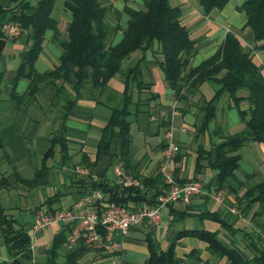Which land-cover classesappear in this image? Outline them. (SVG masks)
I'll return each mask as SVG.
<instances>
[{
  "label": "crops",
  "instance_id": "crops-1",
  "mask_svg": "<svg viewBox=\"0 0 264 264\" xmlns=\"http://www.w3.org/2000/svg\"><path fill=\"white\" fill-rule=\"evenodd\" d=\"M36 1L0 0V25L9 22L11 13L16 12L19 5L26 3L32 8ZM168 3L171 7L179 8L180 23L188 30L190 38L196 40L195 54L189 60L188 66L195 67L210 57L220 46L224 35L231 33L242 50L250 52L252 62L261 67V75L264 78V55L262 52L253 50L252 33L248 28H243L244 16L237 10L242 0H228L221 10H212L206 16L199 13L197 0H168ZM101 5L108 7V13L104 18L106 24L116 28L107 38V44L113 45L120 39L121 30L126 26L127 17L122 11L123 7L139 10L141 0H101ZM51 16L56 20L58 39L65 40L69 14L63 8L62 0L54 3ZM29 31V29L21 30L20 35L14 39H7L0 31L1 38L4 40L0 53V142L3 146V153L0 150V172L6 176L9 175L10 165L8 164H11L19 178L32 179L33 171L39 166L41 156L50 146V139L60 132L68 142V155L71 160L67 166H60L58 148L55 146L53 156L48 159L52 162L49 163L48 160L45 162L46 175L32 192L14 185L12 176L8 178L11 190L17 186L23 189V192L0 197L6 209H14L16 224L25 232H30L33 216L23 212L29 208L21 210L10 205V201L14 202L16 197H27L31 200L39 198L37 200L40 203L39 207L55 193L63 194L59 197V202L52 207L66 209L81 193L90 190L84 187L91 181L115 183L113 173L115 167H119L131 177L133 175L144 179L156 177L160 151L164 144V133L172 127L174 140L178 144V152L171 160L172 173L178 182L184 183L195 178L203 184L208 194L194 196L188 204L176 202L161 208L160 220L157 224L146 223L130 228L122 240V249L117 258L118 264H143L147 256L145 234L150 235L159 251H164L174 235L182 230L216 232L218 239L225 245L234 246L247 258H251L253 252L247 247V237L244 234L253 233L264 241V207H260L257 203L246 206L241 197L247 189L264 182V145L248 143L241 147L238 150L239 161L235 176L227 179L218 190H215L213 185L215 171L209 167V159L201 160L200 171L194 174L198 152L209 151L219 140V137L213 134V127L221 128L224 136L236 133L235 130L242 126L236 110L226 109L227 97L223 95L217 104L212 127L207 126L205 132L197 134L196 129L202 117L198 110L203 101L212 97L217 86L212 82L203 83L192 94L186 95L185 101L179 102L174 98L173 92L168 88L157 67V63L161 62L160 55L146 52L144 61L140 64V80L145 84H151L149 92L157 95V98L147 101L149 98L147 90H137L136 87L131 90L132 102L138 104L142 112L126 117L129 123L130 167L128 170L122 168L121 163L114 156V145H111L109 153L101 156L95 166L89 170L81 164V154L84 153L89 162L93 161L94 149L100 130L109 116V108L116 107L120 103V94L123 90L122 77L120 74L112 77L100 94L88 86L82 88L79 99L65 119L61 117L62 105L64 100L73 94L68 84H60L58 81L55 82V87L47 82L39 84L36 94L26 96L17 109L13 101L9 99L8 93L12 89L11 80L16 69L26 58ZM155 46L154 44V51ZM60 55V49L52 40V32L46 31L41 50L34 63L35 72L53 71L58 65ZM139 57L138 52L131 54L122 65V70L132 65ZM27 85L26 79H19L14 84V91L19 95L24 94L27 91ZM182 92L181 90L180 93ZM244 94L239 92L241 96ZM246 107L245 102L239 105L240 110ZM5 156L8 158V164L4 162ZM156 187L159 191L166 190L159 179ZM146 192L149 196L153 190L146 189ZM217 193H219V200L213 198V195ZM44 207L42 205L40 208L47 210ZM22 212L28 215L29 219L23 220L20 216ZM207 213L215 214L236 233L230 235L216 222L200 217ZM54 225L57 226L54 227ZM54 225L34 237L35 245L33 240L30 249V264L44 262V251L53 235L59 232L62 226ZM72 248L74 247L68 250ZM175 255L181 260V264H227L223 258L211 257L206 251L205 243L189 237L177 241ZM94 256L87 253L78 260L77 264H91ZM7 261L5 248L0 239V264H5Z\"/></svg>",
  "mask_w": 264,
  "mask_h": 264
},
{
  "label": "trees",
  "instance_id": "trees-1",
  "mask_svg": "<svg viewBox=\"0 0 264 264\" xmlns=\"http://www.w3.org/2000/svg\"><path fill=\"white\" fill-rule=\"evenodd\" d=\"M56 1L37 0L32 8L25 3L19 5L16 12L11 13L9 21L15 22L21 30L30 31L27 36L29 45L26 58L15 71L11 80L12 89L8 96L18 109L26 96L36 94L39 84L47 82L53 87L56 81L60 84H68L73 95L64 100L62 105L61 117L65 119L79 99L82 88L88 86L100 94L106 88L107 82L116 74H120L123 85L120 103L116 107L109 108V116L100 130L94 149L93 161L89 162L87 156L81 154V164L87 169H92L101 156L107 155L111 145H114V156L121 163L122 168L129 169L130 137L126 117L142 112L138 104L132 102V88L149 92L151 87L150 83L145 84L140 80V64L144 61L146 52L160 55L161 62L157 63V67L168 88L173 92L174 98L179 102L185 101L186 95L192 94L203 83L212 82L217 86L212 97L203 101L198 110L202 117L196 129L197 134L205 132L208 124L214 120L217 104L223 95L227 97L226 109H235L239 116L242 125L240 131L223 136L221 128L213 130V134L219 137V140L209 151L198 152L194 174L200 171L199 162L209 159V167L215 171L213 185L215 190H218L227 179L235 176L239 161L238 150L241 147L248 143L264 145V78L261 75V67L252 62L250 52L243 51L231 33L224 35L220 46L210 57L195 67H190L188 64L195 54L196 40L190 38L188 30L180 23L179 8L171 7L168 0H141L139 10L123 7L122 11L127 17L126 26L121 30L120 39L113 45L107 44V38L116 28L106 24L104 18L108 13V7L102 6L101 0H62V6L68 12L69 20L65 28L66 39L59 40L56 20L51 16ZM227 2L228 0H197V6L199 13L206 16L212 10H221ZM237 10L244 16L243 28H248L252 33L253 50L264 55V0H242ZM46 31L52 32V40L57 44L61 55L53 71L37 73L34 70V63L41 50ZM1 37L0 34V53L4 45ZM135 52H138L140 57L122 70L124 62ZM19 79L28 81L27 91L21 95L14 91V84ZM239 92H244V96L239 95ZM148 96L147 101L157 98V95L151 92ZM242 102L247 105L244 110L239 109ZM49 143V148L41 156L39 166L34 169L30 180L19 178L14 166L8 164L7 155L5 156L4 162L10 165V173L6 176L0 172V194L11 190L8 179L10 176L14 179V185L28 190L37 187L46 175L45 162L53 156L55 146L58 148L59 165H68L71 158L68 155V142L63 133L60 132L52 137ZM2 149L0 142L1 153H3ZM132 177L141 183L142 189L126 188L106 181H91L84 187L90 189L89 191L98 190L101 193L102 199L93 204L98 215L110 206H125L131 209L154 206L155 198L160 192L156 187L158 179L161 182L160 175L157 174L152 179H144L137 175ZM189 181L197 180L194 178ZM175 182L183 183L178 182L176 178ZM146 189H151L153 192L148 196ZM61 196L63 194L55 193L41 205L52 213L59 209L52 206L59 202ZM241 200L246 206L257 203L263 208L264 182L247 189ZM200 217L216 222L230 235L236 233L215 214L207 213ZM69 228L68 225H62L59 232L53 235L44 251L45 259L42 264H58L59 261L60 264H77L78 260L87 253L80 244L75 245L71 250L65 247V237ZM244 235L247 237V247L253 252L251 258H247L238 248L225 245L218 239L216 232L179 231L164 251H159L150 235L145 234L147 256L143 264H181V260L175 255V247L177 241L185 237L205 243L206 251L211 257L223 258L227 264H264V241L253 233ZM0 239L8 259L5 264H30V247L33 244L31 233L25 232L17 225L13 215L7 213L1 203ZM102 257L101 254H97L92 262Z\"/></svg>",
  "mask_w": 264,
  "mask_h": 264
},
{
  "label": "built area",
  "instance_id": "built-area-1",
  "mask_svg": "<svg viewBox=\"0 0 264 264\" xmlns=\"http://www.w3.org/2000/svg\"><path fill=\"white\" fill-rule=\"evenodd\" d=\"M0 31L7 39H14L20 35L21 29L15 22L9 21L0 25ZM163 139L157 172L166 190L158 193L154 206L139 209L110 206L98 215L93 204L102 199L101 193L98 190L89 191L80 194L69 208H60L52 213L37 209L33 213L29 228L33 240L38 233L54 224L68 225L70 228L64 244L67 249L80 244L88 254L103 256L91 264H118L122 240L130 228L146 223L157 224L161 208L176 202L188 204L194 196H206L208 193L199 181H187L182 184L175 182L171 160L178 152V144L174 140L172 127L165 131ZM113 173L115 184L142 189L138 180L128 176L119 167L113 168ZM213 198L219 200V193L214 194Z\"/></svg>",
  "mask_w": 264,
  "mask_h": 264
},
{
  "label": "rangeland",
  "instance_id": "rangeland-1",
  "mask_svg": "<svg viewBox=\"0 0 264 264\" xmlns=\"http://www.w3.org/2000/svg\"><path fill=\"white\" fill-rule=\"evenodd\" d=\"M126 67V66H125ZM212 124H213V121H211L209 124H208V126L211 128L212 127ZM241 128H242V126L241 127H239L237 130H235L236 132H238V131H240L241 130ZM216 128H215V126L213 127V130H215ZM48 162L50 163V162H52V161H49L48 160ZM17 188L19 189V190H17ZM26 190H28V189H26ZM28 191H30V192H32V191H34L33 189H30V190H28ZM17 192H23V189L21 190V188L20 187H16V188H14L13 190H9V191H5V192H3V193H1L0 194V197H2L3 198V196H6V195H9V194H13V193H17ZM37 192V191H36ZM35 192V193H36ZM1 198V199H2ZM39 199V198H38ZM37 199V200H38ZM36 199L35 200H31V199H29V198H27V197H16V198H14V202H13V200H11L10 202H11V204L10 205H14L15 207H16V209H21V210H24V209H27V208H29V209H27V210H24L23 212L25 213H28L29 215H33V213L37 210V209H41L40 207H42V205L41 206H39L38 207V204H40V203H38V201H37ZM0 203H1V205L5 208V205L3 204V202H2V200H0ZM36 205V206H35ZM33 206H35V207H33ZM30 207H32V208H30ZM44 207V206H43ZM45 208V207H44ZM6 209V208H5ZM6 211H7V213H9V214H12L13 215V217H14V219H16L15 218V211H14V209L12 208L11 210L10 209H6ZM13 211V212H12ZM22 212V214L20 215L21 216V218L24 220V218H25V220L26 219H29V217H28V215H24V213ZM55 226H57V225H54V227ZM34 245H35V240H34ZM59 263H60V261H59Z\"/></svg>",
  "mask_w": 264,
  "mask_h": 264
}]
</instances>
